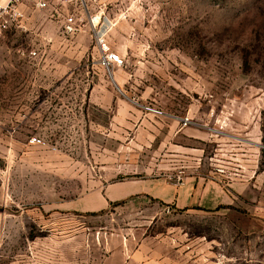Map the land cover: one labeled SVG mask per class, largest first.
Masks as SVG:
<instances>
[{
  "label": "rangeland",
  "instance_id": "rangeland-1",
  "mask_svg": "<svg viewBox=\"0 0 264 264\" xmlns=\"http://www.w3.org/2000/svg\"><path fill=\"white\" fill-rule=\"evenodd\" d=\"M33 1L0 37V264H264V0ZM257 134L233 204L106 203L137 178L219 182L221 163L231 182Z\"/></svg>",
  "mask_w": 264,
  "mask_h": 264
},
{
  "label": "crops",
  "instance_id": "crops-1",
  "mask_svg": "<svg viewBox=\"0 0 264 264\" xmlns=\"http://www.w3.org/2000/svg\"><path fill=\"white\" fill-rule=\"evenodd\" d=\"M92 23L96 25L98 18H94ZM256 139V147L254 148H248L246 144L249 143L238 139L240 148H238L239 152L237 156L241 161L240 165L245 168V174L244 176L239 174L238 177H233V182L224 181L223 176L217 172V177H214L217 180L219 179V182L213 179H206V177L195 172L188 174L182 182L172 180L171 176L137 178L130 181L114 183V186L105 192L106 203L133 195H143L145 197L150 196L159 199L164 203L174 205L176 208L186 210L194 207L210 210L217 209L221 205L233 204L238 195H243L247 189L249 190V180L247 178L251 179L257 173V165H246L242 162H250L252 161L251 158L255 161L256 157L259 156V134H257ZM260 209L256 210L255 216L259 225L264 230V208Z\"/></svg>",
  "mask_w": 264,
  "mask_h": 264
},
{
  "label": "built area",
  "instance_id": "built-area-1",
  "mask_svg": "<svg viewBox=\"0 0 264 264\" xmlns=\"http://www.w3.org/2000/svg\"><path fill=\"white\" fill-rule=\"evenodd\" d=\"M83 0H34L33 4L39 9H50L54 14L62 15V6H72L82 3ZM24 0H0V37L10 29L25 28L26 12L22 8ZM80 17L76 12L64 15L63 31L74 34L79 30ZM93 20V19H92ZM32 57H37V51H31ZM187 121V119L185 120ZM32 142L42 143V139L34 136ZM264 148V146H263ZM216 171L229 177L227 166L217 164Z\"/></svg>",
  "mask_w": 264,
  "mask_h": 264
},
{
  "label": "bare ground",
  "instance_id": "bare-ground-1",
  "mask_svg": "<svg viewBox=\"0 0 264 264\" xmlns=\"http://www.w3.org/2000/svg\"><path fill=\"white\" fill-rule=\"evenodd\" d=\"M108 23V25H110V23L112 24V22H107ZM98 36H99V38H101L102 36H100L99 34H98ZM104 41V39H102V41H100L101 42V44H102V42ZM103 45V44H102ZM105 46V44L103 45V47ZM118 60H119V58H118Z\"/></svg>",
  "mask_w": 264,
  "mask_h": 264
},
{
  "label": "trees",
  "instance_id": "trees-1",
  "mask_svg": "<svg viewBox=\"0 0 264 264\" xmlns=\"http://www.w3.org/2000/svg\"><path fill=\"white\" fill-rule=\"evenodd\" d=\"M110 204H117V203H114V202H110ZM220 207H222V206H220Z\"/></svg>",
  "mask_w": 264,
  "mask_h": 264
}]
</instances>
